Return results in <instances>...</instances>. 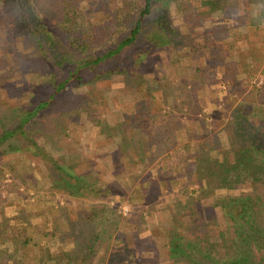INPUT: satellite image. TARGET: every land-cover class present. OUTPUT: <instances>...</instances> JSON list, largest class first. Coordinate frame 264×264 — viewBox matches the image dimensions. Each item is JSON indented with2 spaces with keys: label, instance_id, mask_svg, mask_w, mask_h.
<instances>
[{
  "label": "rangeland",
  "instance_id": "rangeland-1",
  "mask_svg": "<svg viewBox=\"0 0 264 264\" xmlns=\"http://www.w3.org/2000/svg\"><path fill=\"white\" fill-rule=\"evenodd\" d=\"M25 1L53 38L72 22L69 10L81 14L80 23L100 24L113 13L115 25L103 46L128 30L122 0H77L69 6ZM15 8L0 2V114L5 115L49 94L68 69L37 51L24 35L23 8ZM120 56L122 69L114 66L111 74L86 69L81 83L70 85L26 125L58 164L108 193H69L27 142L17 140L15 149L0 145V264H182L169 257L163 240V229L181 216L177 198L185 196L175 166L193 152L183 144L200 140L207 130L221 155L228 151L223 126L231 110L244 108L243 97L264 85V0L159 2L137 43ZM255 102L264 111V100ZM59 119L65 131L55 129ZM140 184L151 191L145 201L133 191ZM242 190H221L201 201L207 216L217 215L233 235L230 215L212 204ZM93 231L97 238L90 250L86 240ZM66 256L75 259L56 263Z\"/></svg>",
  "mask_w": 264,
  "mask_h": 264
},
{
  "label": "trees",
  "instance_id": "trees-1",
  "mask_svg": "<svg viewBox=\"0 0 264 264\" xmlns=\"http://www.w3.org/2000/svg\"><path fill=\"white\" fill-rule=\"evenodd\" d=\"M4 1L13 10L15 7L17 10L23 8L21 19L25 23L24 35L27 34L34 40L37 51L43 56H52L60 65L68 64V69L64 75L55 79L53 90L31 103L29 108H18L13 112H6V115L4 112L0 114V145H6V149H15L17 140L27 142L58 173V183L69 193L81 196L99 194V191L108 193L107 187L100 188L97 184L88 183L84 175L73 173L58 164L52 155L38 146L34 137L26 130V125L52 105L56 97L70 85L81 83L86 69H101L105 74H111L114 66L119 65L122 51L137 43L146 22L153 14L155 4L165 0H122L124 7L120 10L129 12L128 30L112 44L104 46L105 39L110 36L115 25L113 13L109 20L100 24L86 23L83 20L80 23L81 14L69 10L72 22L65 25L63 30H58V37L53 38L49 36L46 24L37 23L41 18L25 0H0L1 3ZM59 1L67 6L77 3V0ZM59 16L62 18L61 14ZM157 24L161 27L160 22ZM63 35L66 39L59 38ZM121 67L118 66L119 69ZM235 93L241 95L239 92ZM243 99L245 109L233 108L223 126L230 144L228 151L221 155L211 130H207L200 140H189L183 144V147L191 148L193 152L189 151V156H181L175 166L178 169L176 176L184 185L181 190L185 195L184 199L177 198L175 203L181 216L175 219L171 229H163L164 246L175 263L264 264V111H260L255 102L264 100V85L257 87ZM55 129L63 131V121L59 119ZM129 143L122 142V149ZM217 152L220 157L216 156ZM171 171L170 168L167 174ZM174 178L171 176L166 179V183ZM195 184L197 187L191 188ZM232 188L243 190L239 194L217 198L212 208L221 206L224 213L230 215L234 235L227 231L228 227H221L217 215L208 217L201 203L203 198ZM133 191L144 201L151 194L149 187L143 184ZM193 205L199 208L195 209ZM229 206L240 210H228ZM96 238L93 231L86 240L90 250L93 249ZM25 242L29 243L30 238L25 237ZM81 251L84 253L85 249L82 248ZM70 258L61 257L56 263H63L64 259ZM74 259L71 258V261Z\"/></svg>",
  "mask_w": 264,
  "mask_h": 264
},
{
  "label": "crops",
  "instance_id": "crops-1",
  "mask_svg": "<svg viewBox=\"0 0 264 264\" xmlns=\"http://www.w3.org/2000/svg\"><path fill=\"white\" fill-rule=\"evenodd\" d=\"M33 237V236H32ZM42 239H44L43 237H41ZM50 242H51V240H50V238L47 240V245L49 246V247H51V244H50Z\"/></svg>",
  "mask_w": 264,
  "mask_h": 264
}]
</instances>
